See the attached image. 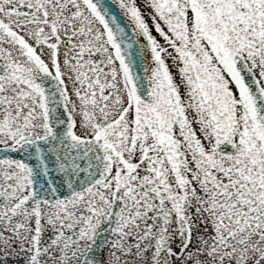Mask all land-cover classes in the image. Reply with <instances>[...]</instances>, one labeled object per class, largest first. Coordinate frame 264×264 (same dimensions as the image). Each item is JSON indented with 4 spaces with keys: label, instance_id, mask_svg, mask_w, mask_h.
<instances>
[{
    "label": "snow or ice",
    "instance_id": "snow-or-ice-1",
    "mask_svg": "<svg viewBox=\"0 0 264 264\" xmlns=\"http://www.w3.org/2000/svg\"><path fill=\"white\" fill-rule=\"evenodd\" d=\"M0 264H264V0H0Z\"/></svg>",
    "mask_w": 264,
    "mask_h": 264
}]
</instances>
